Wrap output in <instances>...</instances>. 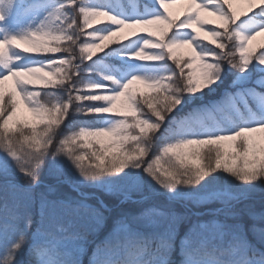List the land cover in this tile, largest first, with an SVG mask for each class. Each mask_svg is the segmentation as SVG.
Here are the masks:
<instances>
[{
    "label": "snow or ice",
    "instance_id": "1",
    "mask_svg": "<svg viewBox=\"0 0 264 264\" xmlns=\"http://www.w3.org/2000/svg\"><path fill=\"white\" fill-rule=\"evenodd\" d=\"M258 37L264 0H0V264H81L78 224L104 219L81 192L41 194L35 220L45 170L169 202L122 213L91 264H177L178 240L179 264H264V216L228 223L231 201L264 190Z\"/></svg>",
    "mask_w": 264,
    "mask_h": 264
},
{
    "label": "trees",
    "instance_id": "2",
    "mask_svg": "<svg viewBox=\"0 0 264 264\" xmlns=\"http://www.w3.org/2000/svg\"><path fill=\"white\" fill-rule=\"evenodd\" d=\"M127 2V0H123ZM128 11H131V7L128 8ZM261 42V40H260ZM41 179L43 184L36 188L32 193L34 197L33 204V216L34 219L39 221L40 219V196L44 194L48 199H80L79 192L86 194H94V197H89L85 203L92 207H97L96 203L98 200H103L108 208L103 212L104 219L101 223L97 224L95 220L87 218L84 221H81L76 229V232L79 237H82L83 241H88L90 247L87 254L90 255L92 251H96L99 247L106 245L109 240L112 239V234L116 228L117 220L120 219L121 214L125 212H131L133 214L139 215L142 212H145L147 209L152 207H161L164 208L169 205V202L162 195H149L144 193V196H147V199L141 198V193L138 191H130L128 195L131 197L130 201L124 200L123 193L110 192L104 189H98L89 186H82L79 188H74L73 185L64 182H58L53 176L48 175L47 170L42 174ZM21 183H24L21 181ZM50 188L53 189L50 191ZM75 189V190H74ZM132 201H138L133 203ZM225 205L221 202H210L199 207H193L192 205H187L183 202H175L171 204V208L178 215L183 216L188 209L190 208L192 212L207 213L209 209L224 208ZM233 213V217L228 219V223H238L244 226L245 228H250L254 223L257 226L262 225L260 220L261 216H264V190L257 189L255 191L249 192L245 197L239 198L231 201L229 209ZM87 215L86 213H82ZM237 217L238 220L230 221ZM213 217L209 215H202L199 217L200 220L207 221ZM221 220L225 219L224 216L219 217ZM196 216H192L191 220L195 221ZM35 227V226H34ZM108 227L106 231L105 228ZM191 227L190 221L182 220L177 225L178 234L180 237H183ZM179 242V240H178ZM177 260L180 261L181 255L178 251ZM179 258V259H178Z\"/></svg>",
    "mask_w": 264,
    "mask_h": 264
},
{
    "label": "rangeland",
    "instance_id": "3",
    "mask_svg": "<svg viewBox=\"0 0 264 264\" xmlns=\"http://www.w3.org/2000/svg\"><path fill=\"white\" fill-rule=\"evenodd\" d=\"M183 9V6L180 5V4H177L174 6V12H181ZM260 40L261 42H264V37H258L257 38V41L255 43H260ZM141 88V90H144L143 89V86H139ZM75 190V189H74ZM78 194H80L81 192H79V190H75ZM89 197H94V194H89ZM103 202V204L106 206V208H108V205L103 201V200H98L96 203L97 207H100V203ZM154 219H158V218H155ZM234 220H238L237 217H234L233 219H230V221H234ZM105 230L107 231L108 230V227L105 228ZM79 237V236H78ZM75 243L81 245V250H80V253H79V258L81 260V264H91V261L94 260L96 257L94 255V252H97L99 250H101L103 247H99V249H97L96 251H92L89 254H87L88 252V249L90 247V243L88 241H83L82 239H77L75 241ZM179 251V242L177 241V248H176V254L172 257L174 261L177 262V264H179V261L176 259L178 256H177V253ZM179 259V258H178Z\"/></svg>",
    "mask_w": 264,
    "mask_h": 264
}]
</instances>
